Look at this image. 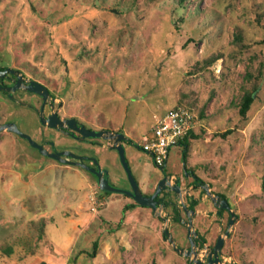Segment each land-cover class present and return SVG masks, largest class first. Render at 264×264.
Listing matches in <instances>:
<instances>
[{"label":"rangeland","instance_id":"rangeland-1","mask_svg":"<svg viewBox=\"0 0 264 264\" xmlns=\"http://www.w3.org/2000/svg\"><path fill=\"white\" fill-rule=\"evenodd\" d=\"M0 66L45 85L62 118L94 132L120 125L144 192L163 173L139 146L152 116L190 109L196 139L171 148L164 171L185 167L231 206L220 264H264V0H0ZM19 129L30 135L26 125ZM54 142L59 152L96 161L111 187L130 190L106 141ZM76 167L0 132V264H191L163 236L189 251L187 229L170 207L153 214L122 193L108 195ZM192 186L184 182L169 199L182 221L189 218L182 205L190 210V199H199L192 230L204 239L195 250L205 264L230 213L217 214Z\"/></svg>","mask_w":264,"mask_h":264},{"label":"water","instance_id":"water-1","mask_svg":"<svg viewBox=\"0 0 264 264\" xmlns=\"http://www.w3.org/2000/svg\"><path fill=\"white\" fill-rule=\"evenodd\" d=\"M7 73L10 74H17L19 77V80H21V76L19 73H17L14 70L11 69H6L3 72H0V77H3ZM18 84L12 89V90H17ZM2 90V88H0ZM25 90L35 93L42 97L44 100H47L49 97L48 91L42 87L41 85L37 83H31L29 86L25 87ZM41 124L44 126H47L51 129H60V130H72L80 135L79 141H84L87 138L90 139H99V140H104L111 144V149L117 152L120 164L122 168L125 171V174L127 176L129 185H130V191L124 192L118 189H115L110 186L108 183V180L106 178L107 173L105 171H102L99 167L96 166V169H93L92 167H89L88 165L84 164L82 161L88 160L87 158H82L75 156L71 154L70 152H53L49 153L47 152L43 147L35 143L30 139V137L18 130L15 124L12 123H7L0 125V132H8L17 135L21 139L27 141L29 145L33 148L39 151V153L42 156H45L47 158H50L54 161H57L61 164H66V165H74L77 167H80L81 169H84L85 171L91 173L94 175L97 179V185L98 188L101 192H106V193H122L129 198H131L138 206L140 207H146L149 208L153 211V213H156L158 211V202L155 200L159 193L164 190L165 188L170 189L172 192H174L177 196L181 195L182 193V188L179 186L177 183H171L170 179L171 177H165L162 179L155 190V192L151 196H143L142 192L140 191L136 181L134 180L131 171L129 169L128 163L125 158V153H124V148H123V142L127 141V138L120 134V133H114L112 131L108 130H102L99 132H94L91 130L86 129L84 126H78L77 122L74 120H61L59 119L55 114L51 115L47 121H44L43 117L40 116ZM68 158V159H66ZM75 160V161H70ZM94 164L96 165V161H94ZM164 167L160 168V170H163ZM206 196L208 199L211 201V203L216 207V208H221L224 210L229 211L230 213V219L228 222V229L227 231L224 232L222 236H219L216 244L213 248V250H210L206 248V255L208 257V262L206 264H220V260L218 258V254L223 246L224 239L229 236L230 233V228L234 224V215L231 212V209L229 207V204L225 200H221L220 197L218 196H213L211 192L209 191V187H206ZM183 210L187 213H189V216H193L195 214L194 211H189L185 208L184 205H182ZM166 221V220H164ZM187 227L188 231V238L190 240V250L189 251H184L176 247L173 239L171 238V235L167 231H163V234L165 235V238L168 240V242L171 244L172 248L180 255L183 256L187 259H189V262L191 264H204L200 260L197 259L198 253L195 246L194 241L192 239L196 238V234L194 230H192V223L189 222L185 224Z\"/></svg>","mask_w":264,"mask_h":264},{"label":"flooded vegetation","instance_id":"flooded-vegetation-1","mask_svg":"<svg viewBox=\"0 0 264 264\" xmlns=\"http://www.w3.org/2000/svg\"><path fill=\"white\" fill-rule=\"evenodd\" d=\"M6 69L14 70L17 73H19V75L21 76V80H19V77H18L17 74H10V73H7L3 77H0V88H2V90H0V101H2V103H4V104L6 103V104H9V105H12L13 108H14L13 111L11 110V111L6 112V113H2V111H0L1 115L5 114V116H9L8 117V119H9L8 123L15 124L19 131H20V129H19L20 125L21 126L22 125H26L27 126V130L30 133V135L29 134H26V135H28L32 141H34L35 143H37L38 145H40L44 149H45V147H48L49 149H51L50 152L45 149L49 153H53V152L60 153L59 151L55 150L57 148L55 146V142H54L55 139H58V138L65 139L68 143H71V144L74 143V142H80L79 141L80 135L78 133L72 131V130L51 129V128L41 124L40 116L43 117L44 121H47V119L51 115L55 114L61 120H74V121L77 122L78 126H84V125L80 124L74 118H62L59 115V110L61 109L62 106L57 104V103H55V99L53 98L52 93L48 90V88L45 85H43L40 82L28 79L23 73H21L20 71L14 69V68H10V67H7V66H0V72L5 71ZM31 83H37V84L41 85L42 87H44L48 91V94H49L48 99L44 100L39 95L25 90V87L29 86ZM17 84H18L19 88L17 90H12ZM1 108H2V106H0V109ZM18 109L24 110L26 112L25 115L22 116V117L17 115L16 111ZM27 122L29 123L28 125L26 124ZM36 128H37L38 131L35 130ZM45 131L47 133H45ZM97 132H99V131H97ZM37 134H38V136H37ZM13 135H15V134H13ZM15 136H17V135H15ZM91 140H93V141L91 142ZM95 140H99V139L87 138L84 141L85 142L86 141L87 142H91L90 145L91 146H95V142H94ZM66 159H68V158H66ZM87 159L88 160H85V161H82V162L84 164L88 165L89 167H92L93 169H96V166L99 167L97 162H96V165H95L94 164V160H92L90 158H87ZM156 168L160 169L162 167H156ZM164 169H165V167L162 170L163 173L160 174V178L157 181L153 192L151 194H149V195H145V194L142 193L143 196H151L155 192L158 183L162 179H164L165 177H170L169 174L165 173ZM106 178H107V175H106ZM170 182L171 183H177L181 187L180 180H178V179L171 178ZM203 183H205V182H203ZM192 187L193 188H199L200 191L204 195H206V191H205L206 187L210 188V186L207 185L206 183H205V186H201L199 184H193ZM170 194H172L174 197H177V195L174 192H172L170 189H168V188H165L164 190H162L159 193V195L155 199L158 202V207H159L158 209L170 207L172 209V212H173V209H177V211L179 213L180 212L179 209L181 207H179L178 205H176L175 203L170 201V199H169V195ZM184 195H185V197H187L186 196L187 193H185ZM216 196L220 197L221 200H225V198L224 199L222 198V195H216ZM192 199H194V198H192ZM192 199H190V202H189V205H188L189 208H191V206H192L191 205V200ZM194 200L199 201V199H194ZM229 207L231 209L230 205H229ZM189 211H194V208L190 209ZM221 211H223V212L226 211V212L229 213V211H227V210L218 208L217 214H219ZM173 214H174V212H173ZM172 220H173V217H172ZM189 222L192 223V216H189V218H187V221H182L179 218V222H177V223H181V225L184 226L187 229L185 224H187ZM228 222H229V220H228ZM194 232H196V231H194ZM163 236H165V235L163 234ZM188 240H189V238H188ZM192 241H194V239H192ZM189 243H190V240H189ZM204 245H205V242H204V244L203 243L202 244L201 243H195V246L197 248H202ZM214 246L210 250H213ZM221 250H222V248H221ZM221 250H220V252L218 254V258L221 255ZM206 257H207V255H206ZM207 262H208V257H207L206 263Z\"/></svg>","mask_w":264,"mask_h":264},{"label":"built area","instance_id":"built-area-1","mask_svg":"<svg viewBox=\"0 0 264 264\" xmlns=\"http://www.w3.org/2000/svg\"><path fill=\"white\" fill-rule=\"evenodd\" d=\"M197 127V118L190 109L174 107L154 117L151 129L142 137L140 149L152 158L156 167H165L170 149L194 133Z\"/></svg>","mask_w":264,"mask_h":264},{"label":"crops","instance_id":"crops-1","mask_svg":"<svg viewBox=\"0 0 264 264\" xmlns=\"http://www.w3.org/2000/svg\"><path fill=\"white\" fill-rule=\"evenodd\" d=\"M0 106H4V108H6L7 106H9V104H4V103H2V101H0ZM16 112H20V114H18L19 116H24L25 114H23V112H22V110L21 109H19V110H17ZM165 114V113H164ZM163 115V114H162ZM156 116H161V115H157V114H154L153 116H152V119L154 120V117H156ZM8 117L9 116H6V117H2L1 116V114H0V125H3V124H7L8 123V121H9V119H8ZM153 125V124H152ZM151 128V127H150ZM103 130H105V129H103ZM108 131H112V132H114V133H121V131H122V128H121V126L120 125H117V126H112V128H108L107 129ZM149 130L150 129H148V131L147 132H149ZM147 132L144 134V135H146L147 134ZM194 134V133H193ZM123 135V134H122ZM124 135H126L125 137L127 138V141L126 142H129V136L127 135V134H125L124 133ZM123 143H125V142H123ZM67 144L69 145V144H71V143H68L67 142ZM96 146V145H95ZM107 149H110V150H113V149H111V144H109L108 142H107ZM66 165V164H65ZM73 167H75L74 165H73ZM77 168V167H76ZM100 168V167H99ZM101 169V168H100ZM102 170V169H101ZM103 171V170H102ZM74 174L76 175V176H81L80 175V173H79V171H74ZM185 173H184V170L181 172V174H169V176L171 177V178H173V179H178V180H180L182 183H181V185L183 186V183L185 182V183H188V184H193V178L192 177H190V176H188V175H184ZM160 176V175H159ZM82 177V176H81ZM84 178V180L86 179L85 177H83ZM159 178L160 177H158V176H154V177H150L149 179H148V183L146 184V190L145 191H149V192H144L143 190H140L143 194H145V195H149V194H151L152 192H153V190H154V188H155V185H156V183H157V181L159 180ZM199 178V177H198ZM88 183V182H87ZM89 185V184H88ZM90 187V186H89ZM100 192V191H99ZM111 194V193H110ZM109 195V194H108ZM144 208H146V207H144ZM127 210H130V207H127L126 208ZM149 209V208H148ZM151 210V209H150ZM152 213H153V211H152ZM154 214V213H153Z\"/></svg>","mask_w":264,"mask_h":264},{"label":"trees","instance_id":"trees-1","mask_svg":"<svg viewBox=\"0 0 264 264\" xmlns=\"http://www.w3.org/2000/svg\"><path fill=\"white\" fill-rule=\"evenodd\" d=\"M252 101H253V95L251 94V95H247V96H245L244 97V99H243V102H242V105H241V108H240V114L241 115H245L246 114V112L248 111V109H249V107H250V105H251V103H252ZM188 139H196V136L193 134V133H190L184 140H183V142H184V144H186V141L188 140ZM185 153H184V159H185V156H186V153H187V146L185 145V151H184ZM184 173L186 174V175H188V176H190V177H192L194 180H193V184H199V185H201V186H205V183H203V181L200 179V178H198L196 175H195V173L194 172H192V171H190V170H187L185 167H184ZM107 194H110V193H107ZM222 198L224 199V197L222 196ZM198 204V201L197 200H194V199H192L191 200V208L190 209H192V208H194V206H196ZM127 210V209H126ZM173 212H174V216H173V220L175 221V222H179V213H178V211H177V209H173ZM195 234H196V238L194 239V242L195 243H203L204 244V240L198 235V233L197 232H195ZM93 249H94V251H95V249H96V245H94L93 246Z\"/></svg>","mask_w":264,"mask_h":264}]
</instances>
